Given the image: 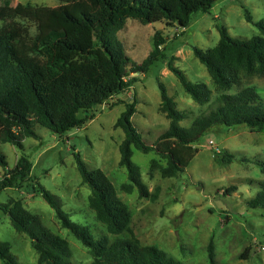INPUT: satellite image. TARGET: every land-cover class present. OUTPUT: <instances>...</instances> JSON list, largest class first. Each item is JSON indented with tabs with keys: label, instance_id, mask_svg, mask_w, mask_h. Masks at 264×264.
I'll use <instances>...</instances> for the list:
<instances>
[{
	"label": "trees",
	"instance_id": "obj_1",
	"mask_svg": "<svg viewBox=\"0 0 264 264\" xmlns=\"http://www.w3.org/2000/svg\"><path fill=\"white\" fill-rule=\"evenodd\" d=\"M57 1L62 5L37 9V32L32 38L28 30L19 26L0 29V166L7 169L0 180V194L6 189L22 188L31 181L33 169L32 161L25 155L14 168L8 169L1 144L8 143L23 151L26 138H39L37 126L60 137L83 128L95 118L97 108L133 88L137 78L128 80L131 74H146L156 62L165 59L166 42L159 32L154 35V50L143 63L136 64L125 54L118 34L128 19L144 25L162 22L186 31L197 14H208L220 0ZM14 16L13 0H0V21ZM245 19L262 35L237 39L218 24L220 40L215 47L207 50L193 47L195 57L222 92L240 85L242 79L264 77V18L255 22L245 9ZM168 68L196 103L211 102L212 90L205 83L191 82L173 61ZM159 88L160 112L170 123L154 144H146L132 122L136 113L134 94L116 123L125 132L119 150L120 166L128 173L129 183L122 186L127 193L136 188L143 199L157 198L133 161L134 149L144 154L155 152L166 160V166H162L153 159L151 168L169 179L185 172L198 153L195 145L215 128L245 125L264 133V99L254 87L236 94H221L215 106L189 127L181 125L189 113L178 109L163 83ZM74 158L82 183L91 190L89 208L106 229L102 234L95 236L89 227L72 221L61 199L42 185L33 186L32 190L55 210L62 228L89 250L92 256L89 264H185L156 245H142L131 231L130 210L109 177L100 169H90L79 153H74ZM234 158L229 152L215 153L220 165L230 164ZM260 165L264 169V163ZM256 183L259 191L248 206L264 209V181ZM235 190L227 189L226 195ZM0 209L10 216L17 232L30 238L39 264H73L69 242L51 232L41 217L27 210L21 200L10 199L0 204ZM126 233L130 236H123ZM208 251L210 264H217L213 242ZM0 259L4 264H19L11 245L1 240Z\"/></svg>",
	"mask_w": 264,
	"mask_h": 264
},
{
	"label": "rangeland",
	"instance_id": "obj_2",
	"mask_svg": "<svg viewBox=\"0 0 264 264\" xmlns=\"http://www.w3.org/2000/svg\"><path fill=\"white\" fill-rule=\"evenodd\" d=\"M60 5L57 0H13L15 16L1 20L0 29L19 26L28 30L32 38L37 32V9ZM245 9L255 22L264 18V0H220L208 14H197L186 31L162 22L144 25L128 19L118 34L125 54L136 64L143 63L154 50V35L159 32L166 42L165 59L156 62L146 74H131L128 80L137 78L133 88L97 108L95 118L83 128L60 137L37 126L39 138H26L23 151L8 143L1 144L8 169L14 168L23 155L32 161L33 169L31 181L22 188L6 189L0 194V204L10 199L21 200L27 210L41 217L51 232L69 242L73 264H89L92 261L89 250L69 230L62 228L55 210L32 190L33 186L42 185L61 199L72 221L89 227L95 236L102 234L106 229L89 208L91 190L82 183L74 158V153H79L90 169L102 170L112 181L130 210L131 231L142 245H156L185 264H210L208 247L213 242L217 264H264V209L248 206L259 191L256 182L264 181V169L260 165L264 163V133L245 125L215 128L195 145L198 153L185 172L169 179L151 168L153 159L162 166H166V160L155 152L144 154L134 149L133 161L140 167L150 192L157 195L156 199H143L136 188L132 193L122 189L129 183L127 169L120 166L119 147L125 132L116 127L134 94L136 113L132 122L143 141L154 144L170 123L160 112V83L166 86L178 109L189 113V118L181 123L185 127L208 113L223 93L236 94L246 87H254L264 99V77L242 79L240 85L222 92L193 53L194 46L207 50L218 44V24L225 26L233 38L261 36L260 30L246 21ZM170 61L191 82L205 83L212 90L210 103L200 105L185 92L168 68ZM217 150L232 153L235 158L230 164L220 165L215 159ZM6 172L0 166V180ZM252 181L255 182L252 184ZM231 187L236 190L226 195ZM0 240L11 245L19 264H39L30 238L17 232L10 216L1 209ZM0 264H4L1 259Z\"/></svg>",
	"mask_w": 264,
	"mask_h": 264
},
{
	"label": "built area",
	"instance_id": "obj_3",
	"mask_svg": "<svg viewBox=\"0 0 264 264\" xmlns=\"http://www.w3.org/2000/svg\"><path fill=\"white\" fill-rule=\"evenodd\" d=\"M210 143L213 145L214 142L213 141H210ZM217 151L219 152V150H217Z\"/></svg>",
	"mask_w": 264,
	"mask_h": 264
}]
</instances>
